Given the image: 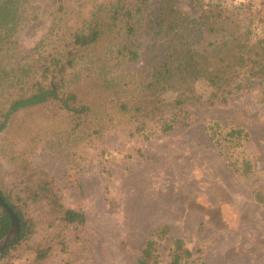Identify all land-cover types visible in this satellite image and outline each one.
I'll return each mask as SVG.
<instances>
[{"label": "trees", "instance_id": "obj_1", "mask_svg": "<svg viewBox=\"0 0 264 264\" xmlns=\"http://www.w3.org/2000/svg\"><path fill=\"white\" fill-rule=\"evenodd\" d=\"M195 6L197 16L182 0H157L154 8L151 0H57L47 34L25 51L22 34L40 19V0H0V134L17 112L53 104L70 113L76 130L93 122L91 136L121 130L149 140L189 124L194 108L229 104L250 81L262 84L264 96V23L255 35L222 3L196 0ZM143 35L165 42L141 54ZM141 58L143 69L129 68ZM210 132L234 172L251 175L254 164L244 152L250 133L218 123ZM12 176L11 187L0 182V194L20 231L0 264H18L26 253L33 259L25 264H46L73 241L87 247L86 212L64 203L48 171L22 160ZM0 208L1 239L12 222ZM201 253L163 224L145 240L139 264H207Z\"/></svg>", "mask_w": 264, "mask_h": 264}, {"label": "rangeland", "instance_id": "obj_2", "mask_svg": "<svg viewBox=\"0 0 264 264\" xmlns=\"http://www.w3.org/2000/svg\"><path fill=\"white\" fill-rule=\"evenodd\" d=\"M56 1L40 0L41 17L22 34L23 50L45 37ZM204 1L222 3L242 28L261 34L264 0ZM156 2L151 0L152 8ZM195 3L182 0L192 16L198 14ZM140 42L143 54L165 39L143 35ZM129 68L143 69L142 58ZM248 84L229 104L194 108L189 124L149 140L121 130L99 139L90 134L93 122L76 130L70 113L53 104L17 112L0 134L3 187H11L14 167L28 160L48 171L64 203L83 209L88 218L87 247L73 241L46 264H139L145 240L163 224L190 249L201 248L207 264H264V96L261 83ZM216 123L250 133L244 152L254 164L251 175L234 172L220 152L210 132ZM32 259L26 253L17 263Z\"/></svg>", "mask_w": 264, "mask_h": 264}, {"label": "water", "instance_id": "obj_3", "mask_svg": "<svg viewBox=\"0 0 264 264\" xmlns=\"http://www.w3.org/2000/svg\"><path fill=\"white\" fill-rule=\"evenodd\" d=\"M0 204L5 208L12 222L10 232L6 236L0 239V252H1L19 235L20 223L18 216L12 210V208L6 203V201L3 199L1 194H0Z\"/></svg>", "mask_w": 264, "mask_h": 264}]
</instances>
